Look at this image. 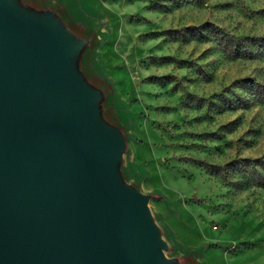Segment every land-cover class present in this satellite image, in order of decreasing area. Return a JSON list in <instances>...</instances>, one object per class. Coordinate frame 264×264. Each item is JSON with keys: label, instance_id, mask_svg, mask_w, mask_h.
Segmentation results:
<instances>
[{"label": "rangeland", "instance_id": "374dc122", "mask_svg": "<svg viewBox=\"0 0 264 264\" xmlns=\"http://www.w3.org/2000/svg\"><path fill=\"white\" fill-rule=\"evenodd\" d=\"M72 45L160 264H264V0H9Z\"/></svg>", "mask_w": 264, "mask_h": 264}, {"label": "water", "instance_id": "95a60500", "mask_svg": "<svg viewBox=\"0 0 264 264\" xmlns=\"http://www.w3.org/2000/svg\"><path fill=\"white\" fill-rule=\"evenodd\" d=\"M71 43L0 0V264H160L117 139L70 73Z\"/></svg>", "mask_w": 264, "mask_h": 264}]
</instances>
